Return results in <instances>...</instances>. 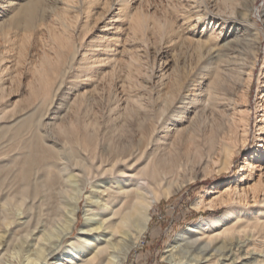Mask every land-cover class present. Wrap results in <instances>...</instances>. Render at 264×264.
Returning <instances> with one entry per match:
<instances>
[{
  "label": "rangeland",
  "instance_id": "rangeland-1",
  "mask_svg": "<svg viewBox=\"0 0 264 264\" xmlns=\"http://www.w3.org/2000/svg\"><path fill=\"white\" fill-rule=\"evenodd\" d=\"M13 1L0 0V5L8 9L7 4ZM17 1L37 2L38 10L31 27L21 23L17 28L5 22L0 31V180L5 187L11 190L19 187L16 169L8 175L5 171L15 166L14 161H21L31 153L25 142L33 132L49 141L51 134L58 140L56 148L68 151V147L74 146L64 142L63 133L67 131L54 128L50 123L54 122L52 119L42 123L45 116L62 114L63 125L68 127L71 121L78 119V114L80 124H86L89 133L93 131L91 127L98 124L103 128L105 140L117 135L124 143L132 140L136 145L140 137L136 126H156L158 108L170 100L178 81L180 86L185 85L180 90L182 95L204 91L209 68L218 67L235 74L231 68L239 58L244 63L245 74L240 75L237 84L219 90L225 102L220 109L224 108L226 113L235 110V116L240 119L236 132L228 136L225 144L209 150L208 131L220 123L217 111L207 110L203 114L199 111L198 117L194 113L187 114L189 119L183 124H190L189 129L180 138H172L165 151L157 155L156 165L160 162L157 167L171 168V171L152 198L145 237L129 254L126 264H171L170 255L179 235L201 220L225 216L264 219V205L256 202L257 197H264V146L257 134L261 126L258 109L263 98L259 92L264 90V23L261 19L264 0H256L247 19L238 7H234L232 14L233 8L225 0ZM2 6L0 20L7 21L11 14L3 12ZM113 34L118 39L109 45L116 65L112 70L111 65L105 68L112 72L106 77L97 69L81 72L79 61L72 67L64 54L67 50H62L60 45V42H68V50L77 55L94 51L100 41ZM55 67L65 72L66 88L57 98L58 107L51 113L53 85L48 81L61 76ZM86 78L88 82H84ZM82 87L88 90L85 100L78 103V107L65 104L68 92L82 91ZM142 105L147 108L145 114L137 112ZM15 117L18 123L28 124L18 137L14 133L17 125L10 126L16 121ZM255 152H260L261 159L250 160L254 165L260 164L261 169H254L252 179L247 177L240 181V177L248 173L242 169L245 159L252 158ZM33 155L36 157L37 153ZM43 165H35V177L43 172ZM260 174L262 182L254 199L249 187ZM67 178L71 192L80 190L86 181V176L75 170L70 171ZM236 184L237 191L247 189V201L233 193L232 187ZM228 185L231 186L229 194ZM95 191L97 189L90 184L81 191L77 222L66 243L80 230L88 203L99 200ZM98 212L94 214L95 219L100 217ZM62 231V222L52 223L42 233L44 243L52 246ZM261 236L263 234L255 233V239L249 238L254 243ZM241 260L239 264H264V248L254 257Z\"/></svg>",
  "mask_w": 264,
  "mask_h": 264
},
{
  "label": "bare ground",
  "instance_id": "bare-ground-1",
  "mask_svg": "<svg viewBox=\"0 0 264 264\" xmlns=\"http://www.w3.org/2000/svg\"><path fill=\"white\" fill-rule=\"evenodd\" d=\"M225 2L233 8L232 14L235 12L234 7H238L246 18L256 0H225ZM7 5L8 9H4L6 5H0L3 12L11 14L7 21L0 20V31L5 22L17 28L21 23L25 27H31L36 19L37 2L19 3L15 0ZM261 13L264 23V4ZM114 39L115 41L118 39L116 34L108 35L96 45L94 51L86 49L87 51L77 55L68 50V42H60V45L63 47L62 50H67L64 54L72 67L76 61H79V64L76 63L81 67V72L97 69L101 76L106 77L112 72L105 68L111 65L112 70L116 65L114 58L111 57L113 54L110 53L112 48L109 45L114 42ZM87 56L92 59L88 60ZM233 64L231 71L235 74L225 72L218 67L209 68V81L204 91H193L188 95H182L180 90L185 85L180 86L178 81L177 86L172 90L170 100L165 101L158 108L159 117L156 126L153 124L136 126L140 136L136 140V145L132 140L125 139L127 143H124V139L122 141L117 135L110 140H105L102 136L103 128L98 124L93 123L91 127L93 131L90 129L92 132L89 133L88 126L80 124L82 122L78 114V119L71 121L68 127L63 125L65 121L62 114L60 120L59 115L50 118L45 116L42 123L52 119L54 122L50 123L54 128L61 127L63 132L67 131L63 133L64 142L74 146L71 147L68 144L70 146L68 151L65 147V150L56 148L58 140L51 134L49 139L52 140L49 141L41 134L33 132L29 140L25 142L31 153L21 161H14L15 166L5 171L8 175L16 169L14 172L18 177L19 187L11 190L0 180V232L2 233L0 234V264H126L129 254L141 244L145 237L152 198L158 193V188L171 171V168L157 167L160 165V162L157 165L155 163L159 158L157 155L165 151L172 138H180L185 130L189 129L190 124L186 126L183 124L189 119L187 114L194 113L198 117L199 111L202 114L207 110L217 111L220 123L218 122L214 128L211 125L212 128L208 131L209 150L225 144L228 136L236 132L240 119L235 116V110L233 113H226L224 108L220 109L225 102L219 91L227 88V85L237 84L240 75L245 74L244 63L240 62L239 58H236ZM55 71L61 76L56 78L55 82L48 81L49 85H53L50 111L58 107L57 98L59 99L66 88L63 77L65 72L62 73L58 67H55ZM88 81L89 79L86 78L84 82ZM48 88L50 90L49 86ZM84 88L82 87V91L76 90L75 93L68 92L64 100L65 104L78 107L77 104L84 101L85 94L88 93V90ZM259 94L263 98L258 109L261 126L257 134L264 146V90L261 89ZM146 111L147 108L143 105L137 109L138 113L145 114ZM58 112H60L59 109ZM61 112H64L63 108ZM14 120L16 121L10 126L17 125L14 133L15 137H18L27 129L28 124L18 123L19 119L16 117ZM64 127L67 129L64 130ZM47 140L49 142H46ZM82 150L85 153L81 152ZM67 152L69 155L66 154ZM34 153H37L36 157ZM250 159L254 161L261 159L260 152H255L252 158L245 159L242 169L248 172V176L242 175L240 181L247 177L252 179L254 169H261L260 164L254 165ZM42 163L45 164L41 167L43 172L35 177L34 167ZM74 170L79 175H85L86 181L80 190L71 192L68 181L70 177L67 178V175ZM260 177L261 174L249 187L254 199L262 182ZM88 184L97 189L95 193L99 200L94 199L88 203L80 230L72 241L66 243L77 222L80 193ZM229 188L231 189L230 185L226 188L228 194L231 192ZM232 188L233 193L243 196V201H247V189L237 191V184ZM256 199H259L256 202H262L264 205V197ZM221 200H224V197H221ZM97 212L100 217L95 219L94 214ZM260 218L261 216H256L246 220L240 216L234 218L225 216L199 221L184 230L177 238L170 255L171 264H222L223 262L239 264L241 259L254 257L264 248V219ZM54 222H62L63 231L58 234V239L52 246L46 245L42 233ZM136 222H138L137 225ZM244 223L246 225H243ZM136 227H138L137 231ZM255 233L263 234V236L253 243L250 238L255 239L253 237ZM126 237L129 239L126 240Z\"/></svg>",
  "mask_w": 264,
  "mask_h": 264
}]
</instances>
